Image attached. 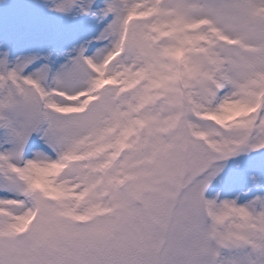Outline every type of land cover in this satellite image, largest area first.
Instances as JSON below:
<instances>
[{
  "label": "snow or ice",
  "instance_id": "snow-or-ice-1",
  "mask_svg": "<svg viewBox=\"0 0 264 264\" xmlns=\"http://www.w3.org/2000/svg\"><path fill=\"white\" fill-rule=\"evenodd\" d=\"M36 7L0 39V264H264V0Z\"/></svg>",
  "mask_w": 264,
  "mask_h": 264
}]
</instances>
